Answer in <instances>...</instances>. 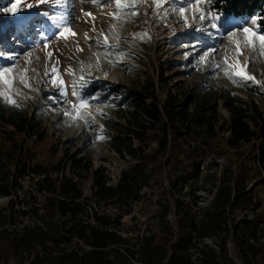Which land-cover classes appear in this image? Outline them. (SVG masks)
Listing matches in <instances>:
<instances>
[{"label":"rangeland","instance_id":"rangeland-1","mask_svg":"<svg viewBox=\"0 0 264 264\" xmlns=\"http://www.w3.org/2000/svg\"><path fill=\"white\" fill-rule=\"evenodd\" d=\"M209 1L200 0L197 4L196 0H167L161 7H156L154 0H138L134 9L121 11L117 20L112 18L116 11L114 3L0 0V52L5 56H15L14 60L0 58V67L11 69L7 74L10 84L0 83V92H6L16 102L6 103L0 98V106L4 105L9 110L27 109L29 114L37 112L42 116L39 128L44 133L42 140L36 136H15L9 133L13 130L11 126L1 125L0 176L18 175L25 166L27 177L23 179V185L30 193L29 188L33 189L36 182L33 176H40V179L47 176L58 185L64 177L79 172L83 176L80 188L85 196L90 197L93 193L90 188L92 172L103 168L110 180L108 184L114 186L120 172L135 161L128 156H119L110 147L111 123L118 122L125 130L124 121L115 115L120 110V103L130 92L153 81L160 105L172 95L178 103L188 104V112L192 114L202 113L201 109L213 104L217 106V116L213 120L217 129L215 144L196 159L200 177H192V169L183 156L178 157L176 169L165 165L166 156H156L158 163L148 166V177L142 182L137 200L116 208L117 212L124 214V230L159 234L160 213L168 205L169 212L164 221L176 234V200L193 206L194 194L199 196L201 207H207L221 173L229 169L235 178L242 162L252 169L254 149L263 143L262 138H256L237 149H230L226 145L229 133L218 130V127L225 128L230 121L228 102L233 98H240L247 107L255 105L262 114L259 117L249 109L251 118H246V121L251 128H254L252 120L258 124L264 120V56L258 47L253 52L247 46L242 31L244 26L255 30V20L222 17L213 20L212 15L216 13L209 8ZM182 7L185 8L187 24L179 12ZM126 11H136L138 15H128ZM89 12L92 16L85 15ZM201 13L206 17L203 21L199 19ZM33 20H39L36 27ZM65 23L71 25V32L75 35L69 34L67 39L58 38L57 33ZM226 29L237 33L232 39L241 44V63L246 58L255 57L246 70L259 83H234L225 75L227 64L235 65L237 60L235 45L230 44ZM101 32L108 35L107 43L115 45V49L97 45L98 39L104 40ZM113 34L119 39H115ZM105 51L110 54L105 56ZM205 53L210 55L201 60ZM225 57L228 59L224 67L216 68L215 65L223 62ZM53 67L58 72L46 76L45 72ZM20 77L30 87H26ZM61 78L66 97L60 96L61 87L53 83V79ZM74 81L80 95L89 97L88 107L80 109V117L76 119L67 114L72 113L73 104H78L77 97L72 95ZM82 84L85 85L83 88ZM196 130V139L200 141L204 130ZM153 134L147 151L157 148L155 132ZM133 146L137 147L136 141ZM88 161L91 169L84 172L82 165ZM37 165L40 166L37 172L42 173L32 171ZM247 184V189L253 190L254 202L247 210L230 215V228L239 220L254 221L258 216L264 222V176L260 181L252 170ZM51 198H55V194ZM196 210L193 208L197 219ZM260 239L264 240V232ZM211 240L212 245L207 247L215 250L213 245H219L218 241L216 238ZM226 248L228 257L235 264H242L231 234ZM263 262L260 260L255 264ZM7 264H17V259L9 258Z\"/></svg>","mask_w":264,"mask_h":264},{"label":"trees","instance_id":"trees-1","mask_svg":"<svg viewBox=\"0 0 264 264\" xmlns=\"http://www.w3.org/2000/svg\"><path fill=\"white\" fill-rule=\"evenodd\" d=\"M208 4L211 11L224 19H254L256 22L264 19V0H210ZM32 23L36 27L39 20H33ZM154 87V82L149 81L140 90L125 96L123 106L120 103L118 108L120 110L115 115L124 121L125 130L118 122L111 123L110 147L119 156H128L135 163L120 172L115 187L106 185L107 178L103 168L94 172L92 184L96 189L95 196L109 204L124 206L128 201L133 203L137 200L142 182L148 177L146 172L148 166L152 167L154 163H158L156 156H166L165 165L173 169H176L178 157L183 156L188 167L192 169L190 174L194 179H198L201 172L196 159L215 144L217 129L213 120L217 116L216 104L201 109L202 113L192 114L188 112V104L178 103L177 98L172 95L160 105ZM146 100H149V103ZM249 109L261 117L262 114L255 105L247 107L240 98L230 100L228 102L230 121L225 128L218 127V130L229 133L226 145L230 149H237L253 139L262 138L263 143L254 149L251 157L253 168L249 169V164L242 162L237 168L235 178L231 170L225 169L214 186L215 193L210 204L200 210L197 219L189 203L176 200L178 218L176 234L164 221L169 212V206L165 205L159 218L160 233L151 234L145 240L142 249L144 264H194L190 259L191 248L203 238L219 240V254L206 248L202 250L203 264H235L227 254L226 244L230 234L233 236V244L242 264H255L264 260V240L260 239L264 232L263 220L259 216L254 221L242 219L231 228L228 223L231 214L247 210L254 202L253 190L247 189V179L251 171L253 170L256 179L260 181L264 176V120L259 124L252 120L254 128H251L246 121V118H251L248 116ZM26 110L20 108L9 110L1 105L0 126H11L13 130L9 133L12 135L36 136L38 140H42L44 133L40 132L39 128L42 116L37 112L29 114ZM197 128L204 130V137L200 141L196 139ZM154 132L157 148L147 151L148 142ZM134 141L137 142V147L133 146ZM35 168L32 169L34 173H42L37 172L39 165ZM89 168V161L82 165L83 171ZM19 173H25V166H22ZM6 178L7 176H0V181L3 182L0 194L9 193V186L5 185ZM43 189L55 194V198L49 199L47 205V215L51 220L46 223V231L34 228L26 231L20 239H11L7 234L0 235V264H7L9 258H16L17 264H21L22 250L30 253L35 245L40 244L50 252L52 248L46 244L47 242L58 246L64 239L63 233L70 236L76 234L72 228H65L68 220L62 218L67 211L77 210L78 206L73 201L82 196L79 185L67 177L56 185L55 181L45 176L39 183V190ZM192 196L194 205L198 196L194 194ZM100 220L110 224L107 218L101 217ZM77 233L79 234L78 231ZM87 242L93 250L85 252L82 256L65 252L53 257L36 258L32 264H124L120 251L112 248L124 243V240L115 233L92 230Z\"/></svg>","mask_w":264,"mask_h":264},{"label":"built area","instance_id":"built-area-1","mask_svg":"<svg viewBox=\"0 0 264 264\" xmlns=\"http://www.w3.org/2000/svg\"><path fill=\"white\" fill-rule=\"evenodd\" d=\"M90 169L91 166L87 171L89 172ZM95 171L92 172V177ZM25 173L12 176L8 175L5 185L9 186V193L6 195L0 194V235L7 234L11 239H20L26 231L34 228H40L46 231V223L51 220L47 215V205L53 193H49L44 189L39 190V183L44 179L43 177L40 179V176H33L36 181L34 183L35 187L33 189L29 188L31 194L27 193L23 185V179L27 177ZM119 177L120 174L115 185L110 186L108 184L110 180L106 176V185L115 187L119 181ZM67 178L77 183L79 187L83 180V176L81 173L79 174V172L73 173L72 176H68ZM1 185H3V182L0 181V186ZM90 188L93 192L92 196H85L83 190L82 196L73 201L78 206L77 210L74 212L67 211L62 218V220H68L65 228H72L76 234L70 236L63 233L64 239L58 246H54L51 242H47L46 244L52 248L50 252L45 250L40 244L35 245L30 253L19 248V250H22L21 264H32L33 260L36 258L53 257L65 252H73L78 256H82L85 252L93 250V247L88 244L87 239L90 238L92 230L98 229L108 233H115L124 240L123 244L112 246V248H117L120 251L123 256L124 264H144L142 249L146 238L151 234L138 230H124L122 228L124 214H121L120 211L117 212V206L102 201L95 196L96 189L93 187L92 182ZM214 193L215 189L212 198ZM198 199H200L199 196L192 206V208L197 209V215L200 210L204 208L201 207L202 203L198 201ZM101 217L107 218L110 224L103 223L100 220ZM211 239L212 238H203L193 245L190 251V259L194 264H203L201 262V256L202 250L205 248L219 254L218 245H213V248L217 251L207 247V245H212ZM217 241L219 244V240Z\"/></svg>","mask_w":264,"mask_h":264},{"label":"snow or ice","instance_id":"snow-or-ice-1","mask_svg":"<svg viewBox=\"0 0 264 264\" xmlns=\"http://www.w3.org/2000/svg\"><path fill=\"white\" fill-rule=\"evenodd\" d=\"M42 2H48V0H42ZM137 2L138 0H92L93 4H102V3H114L115 4V8L116 11L112 14V18L113 19H119V13L121 11H125L127 9H134L137 6ZM156 7H161L163 5V3H166L167 0H154ZM200 2V0H196V3L198 4ZM13 9L15 10V5H13ZM198 11V9H196ZM180 15L181 17L184 19L185 23L187 24V17L185 16V8H180L179 9ZM126 14L128 15H138V12L136 11H126ZM86 16H92V14L89 13H85ZM194 19L196 18L195 16L193 17ZM205 15L203 13L200 14L199 19L201 21H203L205 19ZM94 19V17H93ZM212 19L213 20H220V15L219 14H214L212 15ZM248 22L245 21V24H247ZM253 24L256 25L255 30L250 29L247 26H244L242 28V31L245 34V42L247 44V46L251 47L253 49V52H255L258 50L261 54V56H264V19H262L260 22H256L253 21ZM213 27H217L216 24L212 25ZM94 30V29H93ZM228 35H229V42L230 44H234L235 45V51L234 54L237 57L236 63L235 65L233 64H227V68L225 69V75L231 79L234 83H259L258 81L255 80V77L252 75H249L247 72V66L248 63L251 61H254V56L250 57V58H246L244 60L243 63H241V61L239 60V57L241 55H243L242 51H241V44L239 41H235L232 39V37L236 36V32L232 31L230 29H226L225 30ZM75 35L74 32H71V25L65 23V25L63 27H61L57 33L58 38H64L67 39L68 35ZM101 36L104 37L103 42H101L99 39L96 41L98 46H103L105 49H115V45H108L107 41H108V35H106L105 33L101 32L100 33ZM144 35H147L146 33ZM113 37L115 39H119L118 36H116L115 34H113ZM82 50V49H81ZM215 50V49H213ZM110 52L105 51V56L109 55ZM49 58L51 57V53L48 54ZM210 55V53H205L203 56H201V60L206 59V57ZM0 58L2 59H6V60H14L15 56L14 55H9V56H5V54L3 52H0ZM227 57H225V60L221 63H218L215 65L216 68H222L224 67V64L227 63ZM97 63L99 62V56L96 57ZM30 62V61H29ZM11 71L10 68L8 67H0V83H3L5 85L10 84V81L8 79L7 74ZM27 71V69L25 70ZM58 72V69H56L55 67L51 68L50 70H47L45 72L46 76H50L51 74H55ZM21 82L25 83L26 87H30V85H28L22 77H20ZM81 79H83L81 77ZM53 83L54 84H58L61 87V92H60V96L66 97L67 96V91L64 89V85H63V80L62 78L57 80V79H53ZM85 85H81V88H83ZM73 96L77 97L78 100V104H73L72 105V113H67L70 116H72L73 119L79 118L80 117V109H84L88 107L89 104V97L88 96H81L80 93L76 90V86H75V81L73 83V92H72ZM0 98H3L4 101L6 103H12L15 104L16 102L14 100H12L6 92H0Z\"/></svg>","mask_w":264,"mask_h":264}]
</instances>
